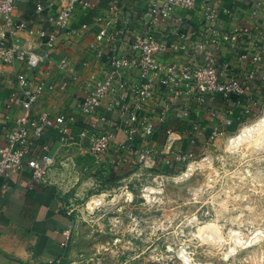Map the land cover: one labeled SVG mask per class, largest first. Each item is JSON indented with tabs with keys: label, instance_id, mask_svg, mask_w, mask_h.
I'll return each mask as SVG.
<instances>
[{
	"label": "crops",
	"instance_id": "crops-1",
	"mask_svg": "<svg viewBox=\"0 0 264 264\" xmlns=\"http://www.w3.org/2000/svg\"><path fill=\"white\" fill-rule=\"evenodd\" d=\"M92 2V8L78 4L71 23L63 30L57 28L53 22L62 6L59 1L17 0L16 9L10 14L15 21L25 23L24 28L18 30L16 38L37 52H49L53 64L46 63L37 68H30L24 63H4L0 60V146L6 143L8 129L24 111L19 103L10 108L7 106L10 94L19 91L16 78L20 72L28 75L33 87L43 81L55 84L54 89L45 90L39 96L33 105V114L47 111L52 115H63L76 142L62 145L59 132L50 128L45 132L44 139L49 141L57 162L47 181L34 178L27 167L0 177V264H59L57 260L65 259L68 245L63 243L66 241L65 232L70 227L71 217L58 170L60 167L68 169L72 164H67V161L87 153L86 148L92 133L110 130L116 136L110 151L96 159L108 162L102 163L103 167H117L116 163H111L117 161V158L123 160L126 166L133 164L127 151L121 147L127 143L124 129L129 111L133 107L132 95L127 93L126 99L122 100V91L115 90L108 94L102 105L92 113L85 114L81 110L82 102L88 94V81L106 75L109 70V56L112 53L131 54L129 45L139 34L151 33L161 40L181 42V34L188 32L198 39L203 32L204 10L207 6L218 9V25L223 29L228 30L240 25L264 26L262 12L253 13L257 8V0H198L195 7L179 8L170 18L156 22V14H150L149 9L153 2L159 3V0ZM36 3H43V11L36 10ZM110 4H118L121 7L112 24L107 23L111 19ZM97 16L102 19L95 21ZM2 22L3 18H0V23ZM84 23L91 24L84 27ZM103 27L107 28L109 35L112 34L114 39L97 40V34ZM44 29L55 32L53 47L41 36ZM218 55L217 64H229L225 73L226 79L242 74V66L229 47H221ZM62 58L68 59L77 69L76 81L72 80L67 65L60 63ZM205 58L207 54L202 51L195 56L190 51L179 53L169 49L158 53V60L164 65L200 63ZM48 69L50 75L46 73ZM123 78L130 83H140L137 71H129ZM158 87V93L145 104V110L155 124V131L148 140L136 137L132 142L139 152L146 149L153 151L146 155L147 161L153 162L154 157L162 162L167 146V129L182 133L184 138L177 146L188 150L192 147L187 138L188 131L194 122L201 124L203 131L198 137V146L210 140L214 128L218 127L219 132H226L240 123L233 118L223 120L233 104L220 95L203 103L191 99L189 116L184 117L176 110L185 103L180 89L165 87L159 83ZM244 88L241 95L243 103L247 102L249 97H253L254 101L253 112L246 118L248 119L264 104V83L251 80L244 82ZM124 105H128L130 110H125ZM213 111H217V114L213 115ZM136 156L138 161L142 162V157L139 154ZM58 161L61 165H58ZM134 164L132 166L137 167Z\"/></svg>",
	"mask_w": 264,
	"mask_h": 264
},
{
	"label": "rangeland",
	"instance_id": "rangeland-1",
	"mask_svg": "<svg viewBox=\"0 0 264 264\" xmlns=\"http://www.w3.org/2000/svg\"><path fill=\"white\" fill-rule=\"evenodd\" d=\"M263 112L264 104L231 131L195 146L194 157L172 169L153 156V162L145 157L135 168L120 158L111 161L117 167H103L108 162L86 152L68 169L60 167L71 217L60 264H186V256L196 263L264 264V139L227 146L229 136ZM100 196L103 202L91 207ZM207 224L215 225L211 231H219L222 241L217 234L202 237L199 229ZM257 228L259 240L236 241L239 233L249 240Z\"/></svg>",
	"mask_w": 264,
	"mask_h": 264
},
{
	"label": "built area",
	"instance_id": "built-area-1",
	"mask_svg": "<svg viewBox=\"0 0 264 264\" xmlns=\"http://www.w3.org/2000/svg\"><path fill=\"white\" fill-rule=\"evenodd\" d=\"M51 1L62 3L61 9L53 19L55 26L62 30L71 23L78 4H82L86 8L93 6L92 0ZM197 1L159 0V3L153 2L149 13L156 14L155 22L161 21L170 18L179 8L191 9L195 7ZM16 6L17 0H0V18H3V22L0 23V60L4 63H24L30 68H37L46 63L53 64L49 52H37L16 38L18 30L25 26L24 22L15 21L10 16ZM35 6L37 11L44 9L43 3H36ZM109 8L111 9V19L107 23L112 24L118 17L121 7L118 4H110ZM260 11L264 15V0H257V8L253 13L257 14ZM204 16L203 32L200 33L198 39L193 38L188 32L181 34V42L161 40L151 33L136 35L129 45L131 54L112 53L109 56V70L106 75L99 79H90L87 83L88 94L81 105V110L85 114L95 111L102 105L104 98L115 90L122 91L120 95L122 100L126 99L127 93L132 95V109L130 110L128 105L123 106L125 110L130 111L124 129L127 143L122 144L121 147L127 151L130 162L133 164L139 162L137 154L142 157L139 158L142 161L146 155L153 153L150 149L139 152L132 142L136 140V137L148 140L155 131V124L146 112L145 104L158 93V83L165 87L180 89L179 92L185 103L176 110L181 116H189L191 99L203 103L216 95L222 96L233 104L227 111L228 115L223 118L224 121L233 118L238 122H243L252 115L253 97H249L247 102L243 103L241 95L245 90L244 82L260 80L264 83V26L259 24L255 26L240 25L228 30L223 29L218 25V9L212 6L205 8ZM101 19V16H97L95 21ZM90 24L84 23L83 26L87 27ZM41 36H44L48 45L53 47L55 32L44 29L41 31ZM105 39L112 40L114 38L112 34L109 35L107 28L103 27L97 34V40ZM224 46L232 50L242 66V74L234 75V78L231 79L225 77L229 64L226 63L224 66L217 64L218 52ZM168 49L179 53L190 51L193 56L202 51L207 54V58L200 63L161 64L158 60V53ZM60 63L67 65L72 80L76 81L78 79L77 69L66 58H62ZM129 71L139 72V84L130 83L123 78V75ZM46 73L50 75V69ZM16 80L19 91L10 94L7 106L10 108L19 103L24 111L8 129L5 137L6 143L0 146V177L11 172H19L27 167L34 178L47 181L57 160L49 141L44 139L45 132L50 128L56 129L60 134L59 139L62 145L75 143L76 138L70 134L67 120L63 115H52L47 111L37 115L33 114V105L39 96L45 90L54 89V83L43 81L33 87L25 72L18 73ZM216 114L217 111H213V115ZM202 133V125L194 122L187 136L192 147L188 150L179 147L170 158H164V155L163 163L165 160L164 164L173 168L176 163L188 161L194 157V147L198 145V137ZM218 133V127L214 128L211 137L217 136ZM115 138V134L110 130L92 133L89 136L87 153L99 159L110 151ZM183 138L182 133L168 129L165 152L170 153L172 149L176 150V146ZM70 163L73 165L74 159L67 161V164ZM65 233L66 241L63 244L68 245L69 229ZM62 260L57 261L60 264Z\"/></svg>",
	"mask_w": 264,
	"mask_h": 264
},
{
	"label": "bare ground",
	"instance_id": "bare-ground-1",
	"mask_svg": "<svg viewBox=\"0 0 264 264\" xmlns=\"http://www.w3.org/2000/svg\"><path fill=\"white\" fill-rule=\"evenodd\" d=\"M262 113V112H261ZM248 139H253L254 141H256L258 143V141L260 142L261 139H264V112L261 116H259L256 120H253L249 123H246L244 126H242V128L235 134L229 136L228 138V143H227V146L228 148H233V147H236L237 145H239L241 142L243 141H246ZM253 141V142H254ZM251 142V141H250ZM249 143V142H248ZM252 143V142H251ZM250 143V144H251ZM243 144V143H242ZM249 145V144H248ZM253 145V144H252ZM260 145V143H259ZM251 146V145H250ZM261 146V145H260ZM238 148V147H237ZM255 148V147H254ZM261 148H264L261 147ZM236 149V148H235ZM253 149V148H252ZM230 150V149H229ZM233 151V150H232ZM199 164V163H198ZM195 167V164L192 163L190 164V168H189V171L187 173H189L191 170H193ZM103 202V196H100V197H97V198H94L90 203L89 205L91 207H95L96 205L100 204ZM211 223V222H210ZM206 225V224H205ZM212 225L211 224H207V226H205L204 228H201L199 230H202V237L206 240H210V238H213V231H211L212 229H216L213 227H211ZM218 226V224H217ZM220 228V227H219ZM218 228V229H219ZM217 230V229H216ZM214 230V231H216ZM220 230V229H219ZM232 230V229H231ZM200 232V231H198ZM221 232V231H220ZM233 232V231H232ZM261 231L259 228H257L256 230H254L253 232V235L249 238V240H245V241H242L241 240V236H240V233L239 235H236L235 236V239L237 242H241V243H245V244H251L253 241H257L260 239L261 237ZM201 234V233H200ZM217 234V235H216ZM215 235L216 236H219V240H221L220 236L219 235V231L218 233H216ZM214 235V236H215ZM218 238V237H217ZM223 238V237H222ZM243 238V237H242ZM248 239V238H247ZM218 240V239H217ZM216 239H212L213 243L215 244H219L220 242H218ZM223 240V239H222ZM221 240V241H222ZM235 243V242H234ZM255 243V242H254ZM222 245V244H221ZM243 247V246H242ZM231 248V247H230ZM235 249V248H232V250ZM236 252V251H235ZM229 253L227 254H224L226 256H228ZM233 254V253H232ZM184 255V253H183ZM192 258V257H191ZM185 259V258H184ZM186 264H209V263H196V262H192L190 260L189 257L186 256ZM211 264V263H210Z\"/></svg>",
	"mask_w": 264,
	"mask_h": 264
},
{
	"label": "trees",
	"instance_id": "trees-1",
	"mask_svg": "<svg viewBox=\"0 0 264 264\" xmlns=\"http://www.w3.org/2000/svg\"><path fill=\"white\" fill-rule=\"evenodd\" d=\"M56 130V129H55ZM168 130V129H167ZM210 134V133H209ZM59 136H60V134H59ZM157 164L159 165V164H161V159H159V161H157ZM167 168H169V167H167ZM170 169H172V168H170Z\"/></svg>",
	"mask_w": 264,
	"mask_h": 264
}]
</instances>
